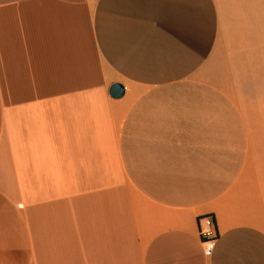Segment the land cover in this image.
<instances>
[{
  "label": "crops",
  "instance_id": "obj_1",
  "mask_svg": "<svg viewBox=\"0 0 264 264\" xmlns=\"http://www.w3.org/2000/svg\"><path fill=\"white\" fill-rule=\"evenodd\" d=\"M0 264H264V0H0Z\"/></svg>",
  "mask_w": 264,
  "mask_h": 264
},
{
  "label": "built area",
  "instance_id": "obj_2",
  "mask_svg": "<svg viewBox=\"0 0 264 264\" xmlns=\"http://www.w3.org/2000/svg\"><path fill=\"white\" fill-rule=\"evenodd\" d=\"M200 237L202 239L203 252L206 256L212 254L216 233L212 217H203L199 219Z\"/></svg>",
  "mask_w": 264,
  "mask_h": 264
},
{
  "label": "water",
  "instance_id": "obj_3",
  "mask_svg": "<svg viewBox=\"0 0 264 264\" xmlns=\"http://www.w3.org/2000/svg\"><path fill=\"white\" fill-rule=\"evenodd\" d=\"M124 87L121 84H113L110 86L109 94L114 99H120L124 96Z\"/></svg>",
  "mask_w": 264,
  "mask_h": 264
}]
</instances>
